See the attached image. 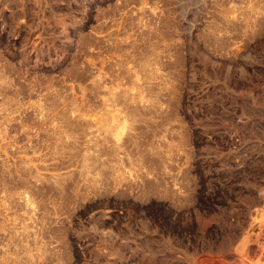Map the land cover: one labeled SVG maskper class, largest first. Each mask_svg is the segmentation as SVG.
Returning <instances> with one entry per match:
<instances>
[{
    "label": "rangeland",
    "instance_id": "obj_1",
    "mask_svg": "<svg viewBox=\"0 0 264 264\" xmlns=\"http://www.w3.org/2000/svg\"><path fill=\"white\" fill-rule=\"evenodd\" d=\"M0 264H264V0H0Z\"/></svg>",
    "mask_w": 264,
    "mask_h": 264
}]
</instances>
